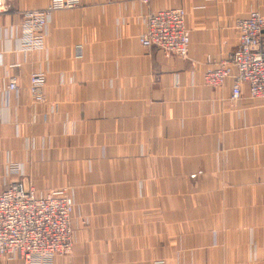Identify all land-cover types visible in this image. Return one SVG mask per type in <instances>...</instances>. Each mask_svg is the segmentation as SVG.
<instances>
[{"label": "crops", "instance_id": "1", "mask_svg": "<svg viewBox=\"0 0 264 264\" xmlns=\"http://www.w3.org/2000/svg\"><path fill=\"white\" fill-rule=\"evenodd\" d=\"M48 1L0 12V190L71 188L73 251L51 264H264V100L203 82L205 56L232 51L235 20L264 0H80L49 15L41 49H19L22 11ZM179 6L188 56L142 46L144 17Z\"/></svg>", "mask_w": 264, "mask_h": 264}, {"label": "built area", "instance_id": "2", "mask_svg": "<svg viewBox=\"0 0 264 264\" xmlns=\"http://www.w3.org/2000/svg\"><path fill=\"white\" fill-rule=\"evenodd\" d=\"M140 1L148 3L150 0ZM79 3L80 0H49L44 7L23 10L18 25L19 49H41L49 15ZM4 10L5 0H0V12ZM185 18L186 11L181 6L150 12L143 19L138 40L144 47H155L186 58L190 38ZM234 28L237 44L232 51L222 58L205 56L203 82L217 87L229 80L231 100L240 97L243 85L251 97L264 100V48L261 46L264 14L250 10L235 20ZM76 48L80 52L81 44ZM44 85L43 72L30 75L28 90L34 102L44 101ZM6 89L17 90L16 77L8 79ZM72 211L73 201L61 188L41 197L25 181L9 183L0 190V258L18 259L22 264H51L55 255L70 248Z\"/></svg>", "mask_w": 264, "mask_h": 264}, {"label": "rangeland", "instance_id": "3", "mask_svg": "<svg viewBox=\"0 0 264 264\" xmlns=\"http://www.w3.org/2000/svg\"><path fill=\"white\" fill-rule=\"evenodd\" d=\"M204 68H206V66L204 67ZM208 86V85H207ZM208 87H211V86H208ZM17 167V166H16ZM15 172H17V173H19L20 171H19V168L18 169H16V170H14ZM19 175H22L21 173H19ZM27 178H29V177H27ZM19 180H21V181H25V180H27V179H25V177H17V178H15L13 181H11V182H14V181H19ZM31 181H29V183H27V182H25L27 185H29V186H31L33 189H35V194H37L38 196H45L48 192H50L51 190H55V189H58V188H61L63 191H64V193H66L71 199H72V201H73V211H72V214H71V217H70V221H69V228H70V230H71V242H70V248H68L67 250H66V252H64L63 254H61L62 256H69V255H71L72 254V251H73V245H74V242H75V229L73 228V226H72V218H73V212H74V205H75V203H74V196H73V194L71 193V188L69 187V186H67V185H63V186H60V187H55V188H52V189H48L47 191H44V192H42V191H39L38 190V188L33 184V181H32V179H30ZM10 181L9 182H7V184L5 185L6 187L9 185V183H11ZM5 187V188H6ZM79 219V222H80V224H82V225H84L85 224V219H84V217H80V218H78ZM155 261H162L163 262V264H167L166 263V259L165 258H156V259H153L152 260V262H151V264H154V262ZM0 264H20V262H16V263H14V262H12V263H8V262H6V261H4V260H0Z\"/></svg>", "mask_w": 264, "mask_h": 264}]
</instances>
